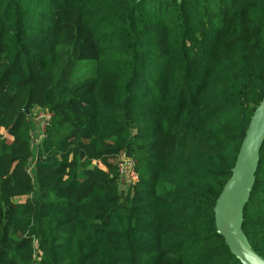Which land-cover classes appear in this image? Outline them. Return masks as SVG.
<instances>
[{"label": "trees", "instance_id": "16d2710c", "mask_svg": "<svg viewBox=\"0 0 264 264\" xmlns=\"http://www.w3.org/2000/svg\"><path fill=\"white\" fill-rule=\"evenodd\" d=\"M263 96L264 0H0V264H242L213 207ZM241 228L264 258V141Z\"/></svg>", "mask_w": 264, "mask_h": 264}, {"label": "water", "instance_id": "95a60500", "mask_svg": "<svg viewBox=\"0 0 264 264\" xmlns=\"http://www.w3.org/2000/svg\"><path fill=\"white\" fill-rule=\"evenodd\" d=\"M263 141L264 96L250 116L245 135L231 168V175L213 207L216 233L223 237L231 254L242 264H264V258L252 249L241 228L243 209L254 183L259 151Z\"/></svg>", "mask_w": 264, "mask_h": 264}, {"label": "built area", "instance_id": "2783aa9c", "mask_svg": "<svg viewBox=\"0 0 264 264\" xmlns=\"http://www.w3.org/2000/svg\"><path fill=\"white\" fill-rule=\"evenodd\" d=\"M34 111L36 112L33 115L34 118L33 120L30 119L34 123L32 137H34L35 132H38V137L35 139L36 143H38L44 136L45 129L51 120L52 113L47 109H40L38 107L33 108L31 113ZM116 167L119 178L123 182L125 181L128 185H132L137 181L138 175L134 158L126 155H118L116 158Z\"/></svg>", "mask_w": 264, "mask_h": 264}, {"label": "rangeland", "instance_id": "374dc122", "mask_svg": "<svg viewBox=\"0 0 264 264\" xmlns=\"http://www.w3.org/2000/svg\"><path fill=\"white\" fill-rule=\"evenodd\" d=\"M35 113H36V112L34 111V112H32L31 114H29V118H30L31 120H33V118H34L33 115H34ZM30 116H31V117H30ZM36 137H38V132H35V133H34V137H32V144H31V145H32V146H31V147H32V150H35V145H36V141H35V139H36ZM115 161H116V158H114V159L111 160L112 163L115 162ZM120 182H121V183H120V185H121L120 187H121L122 189H123V188H124V189L127 188V185H128V184H127L125 181L123 182V181L120 179Z\"/></svg>", "mask_w": 264, "mask_h": 264}, {"label": "crops", "instance_id": "0c3cea01", "mask_svg": "<svg viewBox=\"0 0 264 264\" xmlns=\"http://www.w3.org/2000/svg\"><path fill=\"white\" fill-rule=\"evenodd\" d=\"M0 134H4V131L3 130H0Z\"/></svg>", "mask_w": 264, "mask_h": 264}]
</instances>
